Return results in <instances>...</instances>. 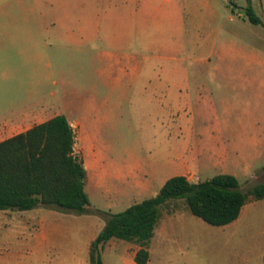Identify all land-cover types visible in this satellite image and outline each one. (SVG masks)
Segmentation results:
<instances>
[{
    "label": "rangeland",
    "instance_id": "1",
    "mask_svg": "<svg viewBox=\"0 0 264 264\" xmlns=\"http://www.w3.org/2000/svg\"><path fill=\"white\" fill-rule=\"evenodd\" d=\"M172 1L146 16L107 0H94V11L73 0L41 12L50 47L45 98L51 115L73 127L90 204L84 214L50 206L0 212V264H89L88 244L108 217L153 197L172 176L230 174L242 191L264 184V0H250L258 24L245 15L248 0ZM26 18L0 3L9 36L12 22ZM91 19L92 40L82 34ZM131 55L140 72L109 62ZM23 61L9 70L19 98L36 82ZM176 211L184 225L182 252L170 254L176 264H264L257 210L236 227L211 226L183 201L162 213ZM118 243L131 244L107 242L104 264H115L107 253Z\"/></svg>",
    "mask_w": 264,
    "mask_h": 264
},
{
    "label": "trees",
    "instance_id": "2",
    "mask_svg": "<svg viewBox=\"0 0 264 264\" xmlns=\"http://www.w3.org/2000/svg\"><path fill=\"white\" fill-rule=\"evenodd\" d=\"M245 15L250 23H259L250 0ZM74 146L73 127L60 114L0 141V212L50 206L86 213L90 204L85 191L88 173L74 155ZM261 199L264 184L242 191L238 179L230 174H218L196 183L182 175L172 176L153 197L108 217L88 244L89 264H102L101 249L110 240L138 246L134 261L147 264L151 239L170 202L183 201L193 216L221 227L234 222L248 201Z\"/></svg>",
    "mask_w": 264,
    "mask_h": 264
},
{
    "label": "crops",
    "instance_id": "3",
    "mask_svg": "<svg viewBox=\"0 0 264 264\" xmlns=\"http://www.w3.org/2000/svg\"><path fill=\"white\" fill-rule=\"evenodd\" d=\"M71 1L73 0H0L2 9L7 11H22L27 16L26 19H28L17 22L18 25H14L12 22L10 27L15 30V34L11 36L8 35V24H4L0 28V141L23 133L53 117L44 91L45 72L48 71L50 66V47L45 38V21L41 12L49 10L51 5L65 8L67 2ZM83 1L79 5L82 4L86 9L94 11V0ZM116 1L128 5L133 12H137L138 10L140 14L142 13L141 16H146L147 11L155 14L162 11L164 6L173 4L172 0H107L109 4H113ZM33 16H36V18H33ZM82 34L85 35L86 39H93L94 21L92 19L91 22L86 23ZM9 60H16L15 67L18 66L20 60H25L22 62L23 65L29 68L32 73H35L31 77L32 79L36 78V82L32 81V85L24 90L22 98H19L17 95V86L12 85L13 78L11 71L9 74V70L12 69L11 63L14 61L10 62ZM134 60H136V57L131 55L128 56L127 62L115 58H112L109 62L112 67L118 66L123 73H128V71L130 73L140 72L141 67L134 66ZM121 65L123 67H120ZM175 84V82H168L165 85L167 87H174ZM159 85L164 84L160 82ZM256 210L258 211L256 218L264 226V199L248 201L241 208L239 217L234 222L225 226L236 227L238 224H244ZM252 218L255 217L252 216ZM182 221L179 211H176L174 214L166 212L164 216L162 213L148 248L149 259L147 264H176L171 259L172 256L170 254L172 252H180L181 254L182 252L180 246V241L183 239L182 230L184 227ZM262 234L264 235V228ZM256 243L257 247L259 246L261 249L258 258L264 260V237L261 240H256ZM104 245L101 252H103ZM130 245L132 244L121 245L118 243L112 245L107 255H111V251H113L115 264H137L134 261V256L139 247ZM235 261L234 264H250L246 259ZM102 264H104L103 258Z\"/></svg>",
    "mask_w": 264,
    "mask_h": 264
},
{
    "label": "built area",
    "instance_id": "4",
    "mask_svg": "<svg viewBox=\"0 0 264 264\" xmlns=\"http://www.w3.org/2000/svg\"><path fill=\"white\" fill-rule=\"evenodd\" d=\"M188 181H190V182H192V183H196V182H197V181L192 180V179H191V180L188 179Z\"/></svg>",
    "mask_w": 264,
    "mask_h": 264
}]
</instances>
